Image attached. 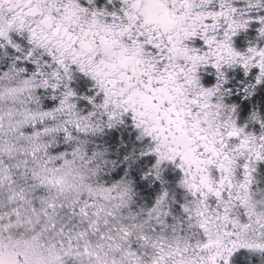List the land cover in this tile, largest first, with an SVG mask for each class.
I'll list each match as a JSON object with an SVG mask.
<instances>
[{"label": "snow or ice", "instance_id": "6c2138e0", "mask_svg": "<svg viewBox=\"0 0 264 264\" xmlns=\"http://www.w3.org/2000/svg\"><path fill=\"white\" fill-rule=\"evenodd\" d=\"M0 264H264V0H0Z\"/></svg>", "mask_w": 264, "mask_h": 264}]
</instances>
